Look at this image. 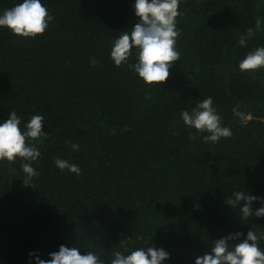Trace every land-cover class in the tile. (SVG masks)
Returning <instances> with one entry per match:
<instances>
[{
    "label": "trees",
    "instance_id": "trees-1",
    "mask_svg": "<svg viewBox=\"0 0 264 264\" xmlns=\"http://www.w3.org/2000/svg\"><path fill=\"white\" fill-rule=\"evenodd\" d=\"M17 2L0 0V11ZM42 2L54 17L43 34L0 28V120L12 110L22 122L41 114L46 133L26 140L41 153L28 185L22 158L0 160V264H27L29 252L48 259L60 244L109 264L122 244L151 243L170 253L166 264H193L211 241L264 231V218L243 220L225 204L235 190L264 196V69L237 67L264 45V27L247 48L237 43L264 18V0H181L180 59L158 86L109 58L138 21L134 0ZM209 96L232 131L215 144L180 116ZM56 158L80 174L60 171Z\"/></svg>",
    "mask_w": 264,
    "mask_h": 264
},
{
    "label": "clouds",
    "instance_id": "clouds-1",
    "mask_svg": "<svg viewBox=\"0 0 264 264\" xmlns=\"http://www.w3.org/2000/svg\"><path fill=\"white\" fill-rule=\"evenodd\" d=\"M181 0H134L133 12L138 21L131 27L130 32H123L112 42L109 58L114 66L128 65L138 79L147 85L158 86L165 82L173 62L180 59L176 48L180 30L177 27V17ZM42 0H19L12 7L0 11V28H6L11 34L21 38H35L43 34L53 21ZM264 27V18H257L254 27H249L238 38L237 43L242 48L248 47V42L256 36V30ZM135 49V62L129 64ZM90 64L95 67L97 60L90 58ZM241 72H256L264 69V45L249 50L238 62ZM186 127L206 132L204 141L213 144L222 138L232 136L230 128L223 126L221 117L213 107L212 97L199 101L191 111L180 113ZM44 117L41 114L32 115L26 122H22L15 110L8 112L7 118L0 120V160L14 162L22 158V172L25 174L23 183L28 185L38 176L33 167L41 153L33 145L26 143L28 138L36 140L46 133L42 131ZM73 152L79 150L78 143H71ZM55 166L60 170L79 175L80 167L66 159L56 158ZM225 203V202H224ZM254 203L259 207L254 208ZM229 208H238L241 219L249 217L264 218V196H257L244 189L235 190L228 197L226 203ZM138 240L143 237L138 236ZM230 241H237L230 244ZM264 241V231L253 229L246 234L237 231L229 233L219 239L211 241L207 252L197 255L193 264H264V248L260 242ZM121 250L113 251L109 256V264H166L170 253L152 245L130 249L121 245ZM81 247L60 244L58 250L48 253V259L40 258L39 253L29 252L27 264H104L101 254L87 250L81 254Z\"/></svg>",
    "mask_w": 264,
    "mask_h": 264
}]
</instances>
